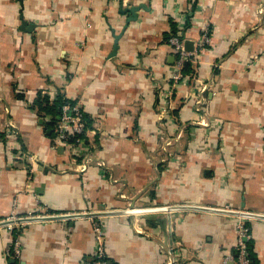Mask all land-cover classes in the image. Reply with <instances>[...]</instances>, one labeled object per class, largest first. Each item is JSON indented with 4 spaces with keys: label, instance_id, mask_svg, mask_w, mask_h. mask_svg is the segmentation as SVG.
<instances>
[{
    "label": "crops",
    "instance_id": "0c3cea01",
    "mask_svg": "<svg viewBox=\"0 0 264 264\" xmlns=\"http://www.w3.org/2000/svg\"><path fill=\"white\" fill-rule=\"evenodd\" d=\"M205 30L171 89L169 38L193 52ZM58 97L90 119L80 144L54 145L62 106L36 107ZM11 213L31 217L0 227V264H86L95 222L112 264H232L239 220L264 264V0H0V221Z\"/></svg>",
    "mask_w": 264,
    "mask_h": 264
},
{
    "label": "built area",
    "instance_id": "2783aa9c",
    "mask_svg": "<svg viewBox=\"0 0 264 264\" xmlns=\"http://www.w3.org/2000/svg\"><path fill=\"white\" fill-rule=\"evenodd\" d=\"M209 31L205 30L198 40L196 50L193 52H189L185 49V41L181 33L174 34L169 38V45L172 49V52L175 56L174 63V72L170 78L171 89H175L176 86L188 79V76L184 74V66L186 63L193 62V56L196 52L202 51L206 49L210 42ZM194 77V76H193ZM197 82V80H195ZM205 91V88H199L194 93V110L197 113H202L205 108V98L202 95ZM170 99V98H168ZM85 133V122L83 119V114L81 109L77 105L65 104L61 107L60 115L57 118V122L54 127V145L56 146H67L71 144H80L82 139L80 135ZM158 208L153 209H129L128 211H141V210H157ZM127 211V210H126ZM31 215L18 217L14 213L2 220L0 222H7L8 224L4 227L14 228L19 226V224H23ZM39 218L40 216H36ZM94 230L96 232L95 242L96 249L93 254V257L90 261L86 262V264H109L105 260V252L103 246V237L102 231L98 222L93 223ZM236 244L235 250L236 255L230 256L228 261L232 264H251L247 242L250 239L249 229L245 226L242 220H239L236 225ZM20 255V242L18 237L14 240L12 246V256L13 258H18Z\"/></svg>",
    "mask_w": 264,
    "mask_h": 264
},
{
    "label": "trees",
    "instance_id": "16d2710c",
    "mask_svg": "<svg viewBox=\"0 0 264 264\" xmlns=\"http://www.w3.org/2000/svg\"><path fill=\"white\" fill-rule=\"evenodd\" d=\"M173 31H172V33L174 34ZM190 65L191 64H189V63L185 64V66H184V74L187 75L188 73L192 72V69H191ZM65 104H71V103L67 102L65 99L62 100V97H58V99L55 102H53L52 104H48V101L45 98H39V100L36 101V107L38 109L43 110V107H44L45 111L47 113H51V114H56L58 109L61 106L65 105ZM83 119H84V122H85V129H87L90 126V124H91L90 119L85 114H83ZM249 246H250V242H248V244H247L249 258H250V263L251 264H257L255 256H254L253 253H251V247L249 249ZM105 260H106L107 263L112 264L110 262V260L108 259V257H106V255H105Z\"/></svg>",
    "mask_w": 264,
    "mask_h": 264
},
{
    "label": "water",
    "instance_id": "95a60500",
    "mask_svg": "<svg viewBox=\"0 0 264 264\" xmlns=\"http://www.w3.org/2000/svg\"><path fill=\"white\" fill-rule=\"evenodd\" d=\"M187 45H188V43H185V49L187 50V51H191L192 50V48L191 49H189L188 47H187ZM168 209L167 208H165V207H162V208H158L157 210H141V211H135V210H132V211H125V212H122V214L123 213H132V214H142V213H149V212H166ZM111 215H114V214H111ZM86 216H91V215H87L86 214ZM93 216V215H92ZM8 223L7 222H0V227H2V226H5V225H7Z\"/></svg>",
    "mask_w": 264,
    "mask_h": 264
},
{
    "label": "bare ground",
    "instance_id": "6f19581e",
    "mask_svg": "<svg viewBox=\"0 0 264 264\" xmlns=\"http://www.w3.org/2000/svg\"><path fill=\"white\" fill-rule=\"evenodd\" d=\"M56 119H57V117H56ZM55 126V125H54ZM81 136V135H80ZM80 138H82V136L80 137Z\"/></svg>",
    "mask_w": 264,
    "mask_h": 264
}]
</instances>
